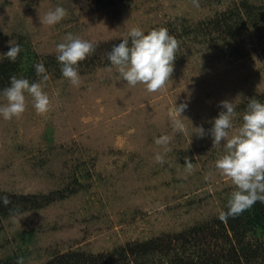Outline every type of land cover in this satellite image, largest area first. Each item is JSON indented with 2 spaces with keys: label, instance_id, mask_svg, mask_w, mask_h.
I'll return each instance as SVG.
<instances>
[{
  "label": "rangeland",
  "instance_id": "rangeland-1",
  "mask_svg": "<svg viewBox=\"0 0 264 264\" xmlns=\"http://www.w3.org/2000/svg\"><path fill=\"white\" fill-rule=\"evenodd\" d=\"M198 2L0 0V58L19 44L34 53V61L52 66L56 46L68 34L96 45L78 65L80 87L62 76L60 65L45 68L48 113L38 115L25 94L20 118L0 116V198L46 201L0 219L1 264L20 257L24 264H45L66 252L102 254L111 264L108 254L134 241L194 228L218 235L212 225L234 186L215 168L225 150L213 146L209 130L224 111L221 101L237 105L230 134L250 99L264 102V0ZM57 6L67 16L51 27L41 24ZM243 6L252 12L246 15ZM133 26L145 33L163 27L179 41L170 81L157 93L128 86L108 60L113 44ZM182 102L187 108L177 117L174 105ZM175 119L185 131H174ZM199 126L202 138L195 132ZM162 135L172 137L166 153L154 142ZM157 154L163 164L155 161ZM185 160L193 164L191 174ZM204 237L194 255L200 248L227 247L226 240ZM173 249L135 263L169 264ZM192 250L189 245L190 257Z\"/></svg>",
  "mask_w": 264,
  "mask_h": 264
},
{
  "label": "clouds",
  "instance_id": "clouds-1",
  "mask_svg": "<svg viewBox=\"0 0 264 264\" xmlns=\"http://www.w3.org/2000/svg\"><path fill=\"white\" fill-rule=\"evenodd\" d=\"M195 7H199L198 0H192ZM67 16L65 8L57 6L49 10L40 22L46 26H54ZM96 45L88 40L68 34L65 42L56 46V59L60 65L62 76L73 87H80L83 83L78 65L95 52ZM180 47L179 41L169 34L166 28L152 29L145 33L137 26L129 29L127 36L116 44L108 53V60L118 71L120 77L130 87L137 84L145 86L149 93H157L165 88L174 71V60ZM19 44L11 45L4 53L10 62H15L20 55ZM40 82H31L27 78L10 77V86L3 90L6 103L0 105V116L4 120L20 118L27 108L26 95L32 98V106L38 115L50 111L51 100L43 90V83L48 80V74L42 63L34 65ZM224 111H221L212 123L209 130L212 144L224 147V154L215 162L219 175L226 177L234 186L227 200L226 210L219 214L221 221L229 217L235 218L249 210L255 203H264V102L252 98L246 105L242 115V123L234 128L233 118L236 115L235 103L224 100L220 102ZM187 108V103L174 105L177 117ZM173 129L177 132L185 131L180 119L173 121ZM199 137L205 136L202 126L195 128ZM172 137L162 135L155 139V144L164 146V152L170 151L167 145ZM190 142V141H189ZM223 142V143H222ZM157 163L163 164L161 154L155 156ZM186 171L191 174L193 164L185 160ZM6 206L10 203L7 196L0 198ZM25 216H20L23 218ZM16 264H24L22 257Z\"/></svg>",
  "mask_w": 264,
  "mask_h": 264
},
{
  "label": "trees",
  "instance_id": "trees-1",
  "mask_svg": "<svg viewBox=\"0 0 264 264\" xmlns=\"http://www.w3.org/2000/svg\"><path fill=\"white\" fill-rule=\"evenodd\" d=\"M243 7L246 15L253 10L252 6ZM119 42L116 41L113 47ZM20 47L21 52L15 62H10L4 55L0 58V91L10 86L11 76L27 78L30 83L34 82L37 76L34 68V65L37 64L34 61L36 56L33 52L28 51L25 46ZM9 48H6L5 53ZM53 66H59L58 61L52 66L48 64V61L44 62L46 69L52 70ZM6 196L10 203L5 206L0 200V219L28 207H39L46 203V201H35V198L31 195L28 197L26 195ZM226 206L227 203L223 211L226 210ZM214 225L218 226V235L213 236L209 231L205 232L203 229L194 228L187 232L167 234L166 236H160V238L154 237L145 241L123 244L113 249L108 257L112 261L111 264H136V260L145 259L147 256L154 255L157 251H164L166 254L167 250L174 248L176 251L173 249L167 260L169 264H264V203L257 202L241 215L235 218L229 217L226 221L217 220L212 226ZM205 235L211 238L216 237L222 241L226 240L227 247L211 248L207 252L200 248L197 251L198 253L194 255V250L202 244L201 241L205 238ZM247 236L254 237L255 242L253 244L247 242L245 240ZM189 245L193 247L191 257L189 256ZM45 264H107V262L102 254L84 255L66 252L47 261Z\"/></svg>",
  "mask_w": 264,
  "mask_h": 264
}]
</instances>
